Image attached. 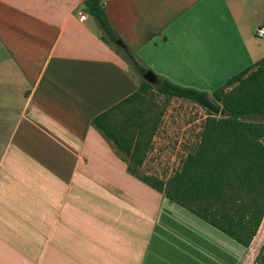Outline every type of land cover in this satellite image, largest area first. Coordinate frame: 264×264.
<instances>
[{"label": "crops", "instance_id": "1", "mask_svg": "<svg viewBox=\"0 0 264 264\" xmlns=\"http://www.w3.org/2000/svg\"><path fill=\"white\" fill-rule=\"evenodd\" d=\"M100 1L177 85L210 93L264 56V0ZM139 81L81 0H0V264H254L264 214L241 245L128 173L91 125Z\"/></svg>", "mask_w": 264, "mask_h": 264}, {"label": "trees", "instance_id": "2", "mask_svg": "<svg viewBox=\"0 0 264 264\" xmlns=\"http://www.w3.org/2000/svg\"><path fill=\"white\" fill-rule=\"evenodd\" d=\"M81 1L105 41L123 52L140 77L134 92L92 117L91 125L125 160L128 173L247 246L264 214V56L210 93L155 75L154 82L149 83L143 79L147 68L119 42L101 1ZM151 35L147 32V37ZM173 97L196 103L206 116L195 143L163 179L141 173L140 168ZM254 264H264V242Z\"/></svg>", "mask_w": 264, "mask_h": 264}, {"label": "rangeland", "instance_id": "3", "mask_svg": "<svg viewBox=\"0 0 264 264\" xmlns=\"http://www.w3.org/2000/svg\"><path fill=\"white\" fill-rule=\"evenodd\" d=\"M205 116L196 103L170 98L140 172L165 179L197 140Z\"/></svg>", "mask_w": 264, "mask_h": 264}, {"label": "built area", "instance_id": "4", "mask_svg": "<svg viewBox=\"0 0 264 264\" xmlns=\"http://www.w3.org/2000/svg\"><path fill=\"white\" fill-rule=\"evenodd\" d=\"M84 17H85L84 14H79V18L80 19H84ZM255 34L258 37H264V26H258V27H256Z\"/></svg>", "mask_w": 264, "mask_h": 264}, {"label": "water", "instance_id": "5", "mask_svg": "<svg viewBox=\"0 0 264 264\" xmlns=\"http://www.w3.org/2000/svg\"><path fill=\"white\" fill-rule=\"evenodd\" d=\"M118 43V41H116ZM143 79L149 83H153L154 82V79H155V76L154 74L147 70L144 74H143Z\"/></svg>", "mask_w": 264, "mask_h": 264}]
</instances>
